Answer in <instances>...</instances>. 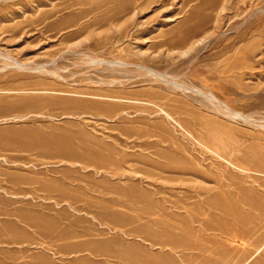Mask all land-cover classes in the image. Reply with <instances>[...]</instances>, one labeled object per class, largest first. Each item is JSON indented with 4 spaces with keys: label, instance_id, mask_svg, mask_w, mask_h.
<instances>
[{
    "label": "rangeland",
    "instance_id": "374dc122",
    "mask_svg": "<svg viewBox=\"0 0 264 264\" xmlns=\"http://www.w3.org/2000/svg\"><path fill=\"white\" fill-rule=\"evenodd\" d=\"M0 264H264V0H0Z\"/></svg>",
    "mask_w": 264,
    "mask_h": 264
}]
</instances>
